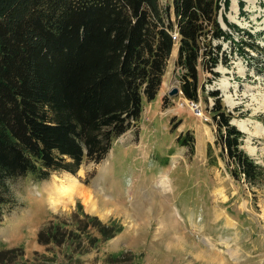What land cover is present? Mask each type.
Listing matches in <instances>:
<instances>
[{"label": "trees", "instance_id": "trees-1", "mask_svg": "<svg viewBox=\"0 0 264 264\" xmlns=\"http://www.w3.org/2000/svg\"><path fill=\"white\" fill-rule=\"evenodd\" d=\"M222 4L229 0H0V224L14 205L13 181L75 173L107 156L138 124L144 103L157 98L175 48L182 96L196 103L232 52L250 59L245 47L261 51L254 34L226 17L229 29L222 26ZM204 97L214 99L212 117L233 175L259 185L264 168L240 148L245 133L231 123L235 115L219 90ZM178 138L194 151L191 132ZM85 219L77 223L89 246L124 230Z\"/></svg>", "mask_w": 264, "mask_h": 264}, {"label": "rangeland", "instance_id": "rangeland-1", "mask_svg": "<svg viewBox=\"0 0 264 264\" xmlns=\"http://www.w3.org/2000/svg\"><path fill=\"white\" fill-rule=\"evenodd\" d=\"M224 17L254 34L261 51L245 47L250 59L232 52L195 105L182 91L170 94L180 87L171 61L163 88L144 103L138 124L103 160L83 164L82 176L80 169L55 170L45 179L28 175L13 181L14 205L0 224V264H264V177L255 186L235 178L212 117L214 99L204 97L219 90L235 120L261 124L258 133L255 124L245 125L251 133L245 131L240 148L264 168V0H229L219 16L229 29ZM223 47L231 52L232 44ZM188 132L195 136L194 151L178 138ZM68 175L93 189L97 212L79 197L57 210L50 206L47 185ZM163 175L170 180L166 186ZM86 214L124 230L89 246L81 240L84 224L77 223L86 222Z\"/></svg>", "mask_w": 264, "mask_h": 264}, {"label": "bare ground", "instance_id": "bare-ground-1", "mask_svg": "<svg viewBox=\"0 0 264 264\" xmlns=\"http://www.w3.org/2000/svg\"><path fill=\"white\" fill-rule=\"evenodd\" d=\"M231 102H233V101H231ZM251 123L255 124V128H256L255 132L258 133V131L261 127L260 123L253 122L249 118L234 121V124L238 128L239 127H240V129L242 128L241 130L243 132L246 131L247 133H251V130H248L247 128H244V127H245V125H250V127H251ZM256 151H257L256 148L250 147L251 153L255 154ZM84 172L85 171L80 169V171H79L80 176H82V174H84ZM105 175L106 174L103 173L102 178ZM169 181L170 180L166 175H163L160 179V183L163 184L164 186H166ZM47 186H48L47 190H48L49 195H50V197L48 199L49 204L55 210L59 209L60 207H65L67 204L72 203V201L74 200L75 197L81 198L82 202L84 203V206L88 209V211L90 210L92 212H97L99 210L97 200L93 194V189L82 184L80 182V180L75 176L68 175L65 177V179H63L60 176L56 177ZM223 190H224V188H221L218 191H220V194H224ZM181 240H183V239H181ZM181 240H178V242Z\"/></svg>", "mask_w": 264, "mask_h": 264}, {"label": "water", "instance_id": "water-1", "mask_svg": "<svg viewBox=\"0 0 264 264\" xmlns=\"http://www.w3.org/2000/svg\"><path fill=\"white\" fill-rule=\"evenodd\" d=\"M179 91H181L180 89H179V87H174L173 88V90L170 92V94L171 95H173V94H176V93H178ZM234 121H235V119L233 118L232 120H231V123L232 124H234ZM235 125V124H234ZM236 126V125H235ZM237 127V126H236ZM238 128V127H237ZM240 131H242L240 128H238ZM243 132V131H242ZM245 133V132H244Z\"/></svg>", "mask_w": 264, "mask_h": 264}, {"label": "crops", "instance_id": "crops-1", "mask_svg": "<svg viewBox=\"0 0 264 264\" xmlns=\"http://www.w3.org/2000/svg\"><path fill=\"white\" fill-rule=\"evenodd\" d=\"M174 51H175V53H174L175 56L172 57V61H173V62H174V60H175V58H176V56H177L178 48H175ZM165 79H166V78H165Z\"/></svg>", "mask_w": 264, "mask_h": 264}, {"label": "built area", "instance_id": "built-area-1", "mask_svg": "<svg viewBox=\"0 0 264 264\" xmlns=\"http://www.w3.org/2000/svg\"><path fill=\"white\" fill-rule=\"evenodd\" d=\"M173 38H174L175 40L178 39V34L175 33L174 36H173ZM191 102H192L193 105H195L194 103H196V102H194V101H191Z\"/></svg>", "mask_w": 264, "mask_h": 264}]
</instances>
